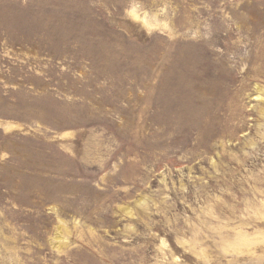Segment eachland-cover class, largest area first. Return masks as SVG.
<instances>
[{
  "label": "rangeland",
  "instance_id": "rangeland-1",
  "mask_svg": "<svg viewBox=\"0 0 264 264\" xmlns=\"http://www.w3.org/2000/svg\"><path fill=\"white\" fill-rule=\"evenodd\" d=\"M0 264H264V0H0Z\"/></svg>",
  "mask_w": 264,
  "mask_h": 264
}]
</instances>
